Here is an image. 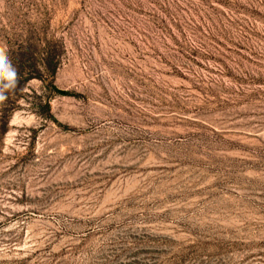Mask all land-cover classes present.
<instances>
[{
  "label": "rangeland",
  "instance_id": "rangeland-1",
  "mask_svg": "<svg viewBox=\"0 0 264 264\" xmlns=\"http://www.w3.org/2000/svg\"><path fill=\"white\" fill-rule=\"evenodd\" d=\"M0 264H264V0H0Z\"/></svg>",
  "mask_w": 264,
  "mask_h": 264
},
{
  "label": "clouds",
  "instance_id": "clouds-1",
  "mask_svg": "<svg viewBox=\"0 0 264 264\" xmlns=\"http://www.w3.org/2000/svg\"><path fill=\"white\" fill-rule=\"evenodd\" d=\"M20 75L13 66L8 54L0 48V105L6 104L10 95H13L19 85Z\"/></svg>",
  "mask_w": 264,
  "mask_h": 264
}]
</instances>
